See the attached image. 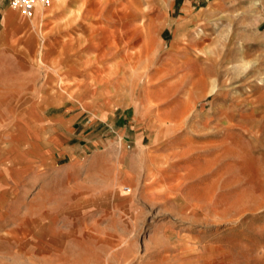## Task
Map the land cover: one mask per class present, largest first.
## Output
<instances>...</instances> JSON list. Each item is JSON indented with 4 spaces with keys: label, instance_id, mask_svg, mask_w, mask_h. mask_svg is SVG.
<instances>
[{
    "label": "rangeland",
    "instance_id": "rangeland-1",
    "mask_svg": "<svg viewBox=\"0 0 264 264\" xmlns=\"http://www.w3.org/2000/svg\"><path fill=\"white\" fill-rule=\"evenodd\" d=\"M0 264H264V0H0Z\"/></svg>",
    "mask_w": 264,
    "mask_h": 264
},
{
    "label": "built area",
    "instance_id": "built-area-1",
    "mask_svg": "<svg viewBox=\"0 0 264 264\" xmlns=\"http://www.w3.org/2000/svg\"><path fill=\"white\" fill-rule=\"evenodd\" d=\"M11 8L19 10L24 16L30 17L34 12L35 5L49 7L54 1L61 0H6Z\"/></svg>",
    "mask_w": 264,
    "mask_h": 264
},
{
    "label": "bare ground",
    "instance_id": "bare-ground-1",
    "mask_svg": "<svg viewBox=\"0 0 264 264\" xmlns=\"http://www.w3.org/2000/svg\"><path fill=\"white\" fill-rule=\"evenodd\" d=\"M37 7H41V6H40V5H38V4H37V5H35V9H34V11L36 10V8H37ZM42 8H43V7H42ZM128 42H129V41H128Z\"/></svg>",
    "mask_w": 264,
    "mask_h": 264
},
{
    "label": "crops",
    "instance_id": "crops-1",
    "mask_svg": "<svg viewBox=\"0 0 264 264\" xmlns=\"http://www.w3.org/2000/svg\"><path fill=\"white\" fill-rule=\"evenodd\" d=\"M2 1H5L8 5H9V3H8V1H6V0H2ZM10 6V5H9ZM37 9V8H36Z\"/></svg>",
    "mask_w": 264,
    "mask_h": 264
}]
</instances>
